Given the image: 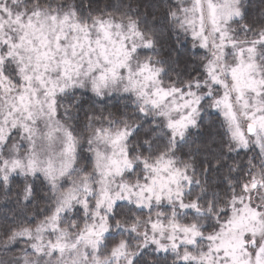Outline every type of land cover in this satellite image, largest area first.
Returning a JSON list of instances; mask_svg holds the SVG:
<instances>
[{"label":"snow or ice","instance_id":"snow-or-ice-1","mask_svg":"<svg viewBox=\"0 0 264 264\" xmlns=\"http://www.w3.org/2000/svg\"><path fill=\"white\" fill-rule=\"evenodd\" d=\"M0 264H264V0H0Z\"/></svg>","mask_w":264,"mask_h":264}]
</instances>
